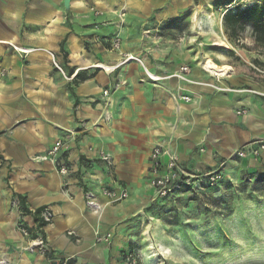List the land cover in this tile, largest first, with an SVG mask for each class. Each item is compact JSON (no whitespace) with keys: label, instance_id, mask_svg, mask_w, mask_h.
Instances as JSON below:
<instances>
[{"label":"crops","instance_id":"obj_1","mask_svg":"<svg viewBox=\"0 0 264 264\" xmlns=\"http://www.w3.org/2000/svg\"><path fill=\"white\" fill-rule=\"evenodd\" d=\"M193 1L0 0V263L105 264L118 248L96 234L115 235L149 203L155 146L177 153L189 172L226 176L238 148L264 141V54L225 37L233 53L210 58L231 70L208 71L204 35L216 31L217 12ZM188 25L190 37L182 35ZM126 53L135 59L125 61ZM182 66L186 79L174 75ZM79 71L90 77L78 81ZM67 134L57 157L69 173L61 175L42 157ZM103 188H126L129 197L107 203ZM89 193L102 213L88 207ZM40 207L53 215L41 229L32 213ZM36 238L49 255L33 247Z\"/></svg>","mask_w":264,"mask_h":264},{"label":"rangeland","instance_id":"obj_2","mask_svg":"<svg viewBox=\"0 0 264 264\" xmlns=\"http://www.w3.org/2000/svg\"><path fill=\"white\" fill-rule=\"evenodd\" d=\"M262 3L264 0H194L192 8L217 12L210 15L216 31L204 35L205 58L233 53L225 39L226 30L221 28L229 9ZM189 27L182 30L183 36L193 35ZM213 41L215 45H211ZM261 75L263 80L264 73ZM235 156L224 181L213 188L165 199L153 192L147 205L127 215L116 234L108 235L106 243L118 250L105 264H264V156ZM45 253L49 255V250Z\"/></svg>","mask_w":264,"mask_h":264},{"label":"built area","instance_id":"obj_3","mask_svg":"<svg viewBox=\"0 0 264 264\" xmlns=\"http://www.w3.org/2000/svg\"><path fill=\"white\" fill-rule=\"evenodd\" d=\"M248 1L253 0H242L244 3H248ZM7 44L11 45L16 52L20 54H26L30 51V49H26L23 47H19L10 42ZM121 44V39L116 37L114 40V47L119 48ZM124 60L135 59L134 55L126 53ZM59 68V67H58ZM61 70V68H59ZM190 71L189 66H182L180 68V72L175 73L174 75L180 77L182 79H186L183 73H187ZM6 73L5 68L0 67V75H4ZM149 79L153 81H157L161 79L160 76L153 74L152 72L146 71ZM108 91H105L104 94H107ZM184 99H188L184 97ZM70 135L67 134L62 139L57 140L53 147L47 152V155L43 156V160L51 159L54 160L58 171L61 175H67L69 173V168L66 164L59 161L57 154L62 149L68 148V139H70ZM264 151V141L257 140L250 142L240 148H238L235 152V155L241 157L253 156L258 157L261 152ZM102 158L108 162H110L111 158L108 154H103ZM166 158V161L163 162V159ZM150 185L154 189V192L157 197L167 198L170 196H174L177 194H184L186 192H196L201 193L207 190L209 187L217 185L223 178L224 173L221 169H214L208 172H199L193 173L183 169L179 163V156L177 153L164 148L163 146L157 145L155 146L150 153ZM102 194L104 198H106L107 203H116L120 202L129 197V191L126 188L121 190H116L112 188H103ZM87 205L91 208L95 213L100 214L103 210V203L100 202L95 195L87 194ZM102 213V212H101ZM42 218L45 222H51L53 219L52 212L45 208L42 211ZM20 230L23 234L28 235V228L23 224L19 225ZM97 242H108L109 236L101 235L99 232L96 234ZM33 247H40L43 252L48 251L47 245L42 238H36L33 240Z\"/></svg>","mask_w":264,"mask_h":264},{"label":"trees","instance_id":"obj_4","mask_svg":"<svg viewBox=\"0 0 264 264\" xmlns=\"http://www.w3.org/2000/svg\"><path fill=\"white\" fill-rule=\"evenodd\" d=\"M223 20L229 40L235 42L238 46L264 54V3H262L261 5H254L243 9L242 8L236 10L229 9L225 13ZM63 45L64 43H62L61 46L62 51H64ZM89 77H90L89 75H87L82 71H79L75 76V78L78 81L86 80ZM224 179L225 178H223L220 182L224 181ZM215 186L209 187L208 189L213 188ZM186 193H196V192H186ZM178 195H182V194H177L174 196H178ZM158 198L165 199L162 197H158ZM19 199L22 210L25 213H30L31 211L25 208L24 197L20 196ZM43 209L44 207H40L32 212L35 215V221L39 224L38 227L40 229L49 223V222H45L41 217Z\"/></svg>","mask_w":264,"mask_h":264},{"label":"bare ground","instance_id":"obj_5","mask_svg":"<svg viewBox=\"0 0 264 264\" xmlns=\"http://www.w3.org/2000/svg\"><path fill=\"white\" fill-rule=\"evenodd\" d=\"M99 66L109 69L108 66H105L103 64H98ZM204 68H206L208 71H210L213 74L219 75V76H225L231 68L228 65H218L212 58L208 57L204 63ZM0 264H7L6 261H2Z\"/></svg>","mask_w":264,"mask_h":264},{"label":"water","instance_id":"obj_6","mask_svg":"<svg viewBox=\"0 0 264 264\" xmlns=\"http://www.w3.org/2000/svg\"><path fill=\"white\" fill-rule=\"evenodd\" d=\"M69 1H70V0H65L66 5H68ZM51 264H57V261H52Z\"/></svg>","mask_w":264,"mask_h":264}]
</instances>
